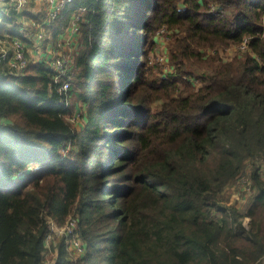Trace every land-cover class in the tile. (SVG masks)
I'll use <instances>...</instances> for the list:
<instances>
[{"label":"trees","instance_id":"trees-1","mask_svg":"<svg viewBox=\"0 0 264 264\" xmlns=\"http://www.w3.org/2000/svg\"><path fill=\"white\" fill-rule=\"evenodd\" d=\"M8 12L0 35L28 42ZM76 16L83 126L47 64L0 78V264H44L49 221L71 219L76 264H261L258 167L244 213L223 196L264 158V0H74L44 25L54 43ZM163 31L168 73L149 60ZM219 47L239 55L205 53ZM58 247L55 264H72Z\"/></svg>","mask_w":264,"mask_h":264},{"label":"built area","instance_id":"built-area-1","mask_svg":"<svg viewBox=\"0 0 264 264\" xmlns=\"http://www.w3.org/2000/svg\"><path fill=\"white\" fill-rule=\"evenodd\" d=\"M38 1V0H35ZM74 0H63L61 6L58 3L55 4L54 0H48V3H51L49 17L51 20H56L58 14L67 6L71 5ZM30 0H0V11L8 12L9 10H13L17 13L23 11L28 7ZM78 20L79 17H75L72 19L69 29L67 30L64 38L66 39L60 42L58 41L57 47L50 50V54H46L48 58L46 60H39L34 62H42L47 64L53 71V87L56 89L57 93L64 98L65 106H67L68 100L70 98V90L74 89L73 77L71 74V66H72V57L74 54V44L76 41L77 33H78ZM42 31V30H41ZM39 33V34H38ZM34 37L35 39H41L45 41V35L43 33L38 32ZM63 38V39H64ZM62 39V40H63ZM64 44V46H62ZM247 40L243 42L240 46L241 50L246 49ZM65 48L68 50L65 51ZM27 49L25 42L18 37L10 38L6 34L0 35V78L2 75H21L23 70L29 65L30 60L27 57ZM163 63V66L167 65V57L165 59H158ZM69 121V120H68ZM71 122V121H69ZM258 162H264V158L258 160ZM36 167L35 169H37ZM251 166L249 162L246 163V167L244 168L243 173L239 176V178L231 185L234 190H238L241 192L242 184L246 185L244 194H248L251 186L248 185V182H252L251 180ZM31 171V168L28 169ZM25 172L21 173L23 175ZM242 180V181H241ZM251 193L248 194V197ZM50 234L45 239V252L44 257L49 253V241L53 239L55 236H60L62 234L65 238L64 246L66 251L71 253V250L74 253V258H69V261L72 264H76L77 260L86 253V247L84 243L79 238L78 234V224L77 221L71 219L67 221L63 226L59 227L55 225V223L50 220ZM244 227V226H243ZM245 228V227H244ZM246 229V228H245ZM63 231V232H60ZM69 246V247H68ZM71 249V250H70ZM67 251V252H68ZM44 264H50L48 261H45ZM256 264V263H255ZM264 264V258L261 262Z\"/></svg>","mask_w":264,"mask_h":264},{"label":"rangeland","instance_id":"rangeland-1","mask_svg":"<svg viewBox=\"0 0 264 264\" xmlns=\"http://www.w3.org/2000/svg\"><path fill=\"white\" fill-rule=\"evenodd\" d=\"M54 1H55V4L58 3L59 6H61L63 0H54ZM30 4H32V2H30ZM30 4L23 11L18 13V16H16L18 21H16V22H20L18 24H20L21 29L22 28L25 29V30L23 29L22 35L23 34L24 35L29 34L33 37V35L34 34L36 35L38 32L43 33L45 35V41H43L41 39L40 40L35 39V37L32 39L26 37L27 40H29L28 41L29 43L25 41L26 49H27V52L29 53L28 59L29 60L33 59L32 61H34V59L36 61H39L38 58L41 57L40 55H42V54L46 55L48 51L52 50L53 48H56L58 43L57 42L54 43V41L51 40V36H49V32L47 34L45 31V28H44V25L47 22L53 21L49 17L51 3L49 4L48 0H38L36 2L35 7L30 6ZM82 11L83 10H81V12ZM38 12H39V14L42 13V14H40V16L42 18L39 20H36V21L32 20L31 16L37 17V14L36 15H34V14L38 13ZM4 13L8 14L9 12H4ZM77 17H79V16H77ZM9 28H11V27H9ZM165 34H166V36H168V34L164 33V31H163V34L160 33L158 40H157V48L155 47V49L153 51H151L149 60H150V64L154 65V63H157L165 73H168V72L173 71V68L171 67V65L168 63L167 65L163 66V63L158 60L159 58L165 59L167 57L166 45H167V42L169 41V39L165 36ZM63 38H64V36H63ZM62 39L60 40L61 43H62V41H64L66 39V36L63 40ZM31 42H33V43H31ZM62 46H64V44H62ZM67 50L68 49L65 48V51H67ZM38 53H40V55L36 58L35 55ZM205 53L207 55H211V54L213 55V54L217 53V55L220 56L224 61H230L232 58L239 55V54H237L238 49L235 47H228V48L219 47V48H215L213 50H207ZM72 59H73V57H72ZM72 77H73V75H72ZM73 82H74V87H75L73 89V93H79V89L77 88V85L75 84L74 77H73ZM193 84L197 85V82L194 80ZM74 104L78 108L77 111L74 109L75 108V106H73ZM67 106H68L67 108L71 107V110H72V113L69 116L70 118L68 119L69 121H71L70 123L72 124V126L75 127L76 129L79 126H83L84 125L83 116H85V115H84V112L82 110H85V106L82 104V102L79 101L74 94L73 95L70 94V98L68 100ZM258 160L259 159L256 158V159H249L247 161V162H249V164L251 166V168L249 170H250V172L251 171L254 172L255 169L258 167V170H257L258 174L260 175L261 179L264 180V162L260 163V162H258ZM245 167H246V164H245L244 168ZM34 169L35 168L32 167L31 171ZM242 182H244L247 185V183L245 181H242ZM246 185L242 184L241 192H238V190H234V188H232L231 185L229 187H227L224 191L223 202H226V204L228 206L235 207L240 213H244L245 210H247L248 206H250V204H251L252 196H253L254 192H256L254 182H250V180H249L248 185L251 186V189L249 190L248 194L249 193H251V194L248 197V194H244V189H245ZM262 215L264 216V213H262ZM263 221H264V219H263ZM241 222H242V227L244 226L246 228L244 230L249 231L250 226H251V219L244 217L241 220ZM60 232H63V231H60ZM59 235L60 236H55L48 243L50 246L49 247L50 251H49L48 255L45 256V261H48L50 264H55L56 260L58 259V251H59L58 246H59L61 239L65 243V238L63 236H61L62 234H59ZM245 236H247V234H245ZM67 251H68V249H67ZM68 255L71 259L74 258V253L72 250H71V253L69 251L67 252V257H68Z\"/></svg>","mask_w":264,"mask_h":264},{"label":"crops","instance_id":"crops-1","mask_svg":"<svg viewBox=\"0 0 264 264\" xmlns=\"http://www.w3.org/2000/svg\"><path fill=\"white\" fill-rule=\"evenodd\" d=\"M30 2H32V4H30ZM30 2H29L30 6H33V7L36 6V2H37V1H35V0H30ZM29 4H28V6H29ZM0 13H1V11H0ZM36 14H37V16H40V14H42V13L39 14V12H38V13H35L34 15H36ZM16 21H18L17 18H16ZM18 23H20V22H16V25L19 27V33H22L24 28L21 29V26H20V24H18ZM9 27H11V26L6 27V29H7V30L10 29ZM24 30H25V29H24ZM3 35H4V34H3ZM23 36L32 39V38H34L35 34L33 35V37H32L31 35H29V34H25V35L23 34ZM48 54H50V51L47 52V55H48ZM34 55H35V54H34ZM39 55H40V53L36 54L35 57L37 58ZM47 55L42 54V55H40L41 57H39L38 59H39V60H42V61H43V60H46V59L48 58ZM30 57H31V56H30ZM33 57H34V56H33Z\"/></svg>","mask_w":264,"mask_h":264}]
</instances>
